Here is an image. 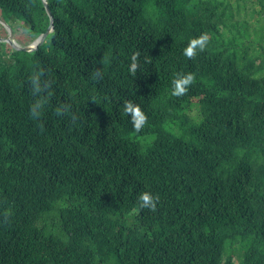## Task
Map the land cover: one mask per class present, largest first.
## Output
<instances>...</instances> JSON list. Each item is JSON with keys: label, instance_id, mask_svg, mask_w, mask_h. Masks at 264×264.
<instances>
[{"label": "trees", "instance_id": "obj_1", "mask_svg": "<svg viewBox=\"0 0 264 264\" xmlns=\"http://www.w3.org/2000/svg\"><path fill=\"white\" fill-rule=\"evenodd\" d=\"M47 1V44L0 43V264H264V0ZM0 10L51 25L43 0Z\"/></svg>", "mask_w": 264, "mask_h": 264}, {"label": "clouds", "instance_id": "obj_2", "mask_svg": "<svg viewBox=\"0 0 264 264\" xmlns=\"http://www.w3.org/2000/svg\"><path fill=\"white\" fill-rule=\"evenodd\" d=\"M209 36L207 33L202 34L198 38H194L190 41L189 45L184 50V55L188 59H194L197 55V50L203 52L209 42ZM140 53L137 52L132 56V64L130 66V71L135 74L138 64L137 59ZM195 76L192 73L187 75L177 74L176 78L172 81L173 91L172 95L175 97H182L187 94L189 87L194 83ZM35 85V91H40L38 80H33ZM40 107L39 104L35 105L32 110V115L34 117L39 116L37 109ZM125 115H131V122L133 124L134 130L139 133L142 131L144 125L147 123V116L142 112L139 106L133 105L131 102H127L124 106ZM159 203V196H153L150 192H143L138 197V206L141 209H148L151 212L157 211V204ZM5 222H7V217H5Z\"/></svg>", "mask_w": 264, "mask_h": 264}, {"label": "rangeland", "instance_id": "obj_3", "mask_svg": "<svg viewBox=\"0 0 264 264\" xmlns=\"http://www.w3.org/2000/svg\"><path fill=\"white\" fill-rule=\"evenodd\" d=\"M252 9L253 6L251 4H248L246 12H244L246 15H244L248 20L256 21L254 19ZM254 23H257V21ZM257 25L258 27H264V16L261 17V23ZM11 30L13 31L15 40L20 46L26 47L34 42V39H32V32L30 28L26 25L24 19L7 15L4 11L0 10V43L6 44L5 40L10 36ZM44 43L47 44V41H45ZM188 114H191L194 117H198L200 114V106L195 105L194 110L192 112L189 111ZM167 126L168 128H171L174 127V124L170 122ZM142 142L145 143V139H142Z\"/></svg>", "mask_w": 264, "mask_h": 264}, {"label": "water", "instance_id": "obj_4", "mask_svg": "<svg viewBox=\"0 0 264 264\" xmlns=\"http://www.w3.org/2000/svg\"><path fill=\"white\" fill-rule=\"evenodd\" d=\"M45 7L47 9L48 14L51 17V25L48 29V31L42 35H40L36 41H34L32 44H30L29 46L26 47H22L20 46L17 41L15 40L13 31L11 30V34L10 36L5 40L6 43H8L12 48H14L17 51H26V52H34L37 51L40 46H42L44 44V42L47 40V38L49 37V35H51L54 30H55V19L53 16V12L50 9V6L48 4L47 0H43Z\"/></svg>", "mask_w": 264, "mask_h": 264}]
</instances>
